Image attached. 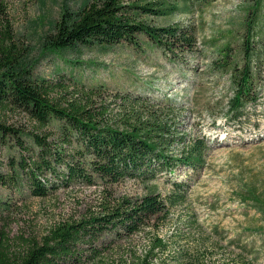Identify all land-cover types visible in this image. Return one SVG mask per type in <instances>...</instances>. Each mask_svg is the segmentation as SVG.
<instances>
[{"label": "rangeland", "instance_id": "1", "mask_svg": "<svg viewBox=\"0 0 264 264\" xmlns=\"http://www.w3.org/2000/svg\"><path fill=\"white\" fill-rule=\"evenodd\" d=\"M91 1L0 0V44L8 33L20 66L35 77L64 75L88 88L101 87L107 102L118 104L128 95L145 106L158 107L168 113L166 120L175 135L184 137L183 143H173L174 154L186 150L193 139L205 141L206 153L197 172L178 166L149 183L126 180L115 185L116 194L138 197L153 192L162 198L171 193L172 181L190 186L185 200L157 223L158 232L148 228L128 238L102 236L94 244L100 254L85 264H139L152 232L161 237L186 232L195 225L193 217L208 232L215 228L221 238L241 246L255 264H264V211L253 202L240 200L250 192L264 203V0L257 6L258 0H164L175 2L178 10L167 16L138 17L156 27L193 26L196 46L192 52L175 49L171 53L166 47L155 46L143 33H136L135 43L51 48L47 36L60 17L73 15ZM124 1L144 4L152 0ZM253 17L249 44L254 53L246 57L245 23ZM226 46L228 58L222 51ZM245 62L250 63L257 100L239 113H231L232 69ZM165 105L171 111L167 112ZM3 118L19 127L22 141L31 144L29 131L34 123L25 114L9 112ZM14 144L11 140L0 152V171L8 172L13 166L10 161L20 157ZM21 182L18 180L20 186H0V230L12 252L29 242H40L59 222L79 219L94 203L97 190L73 186L36 197L25 191ZM78 250L86 252L87 247Z\"/></svg>", "mask_w": 264, "mask_h": 264}, {"label": "trees", "instance_id": "2", "mask_svg": "<svg viewBox=\"0 0 264 264\" xmlns=\"http://www.w3.org/2000/svg\"><path fill=\"white\" fill-rule=\"evenodd\" d=\"M177 10L175 2L164 0L144 4L93 0L73 15L64 13L47 41L54 49L109 46L123 41L135 43L136 33H143L155 46L166 47L171 53L175 49L192 52L196 46L193 26L156 27L138 20L141 15L167 16ZM255 20L256 17L248 18L245 23L246 57L254 53L249 38ZM228 49L226 46L222 50L225 58L230 57ZM232 72L234 93L229 99V109L231 113H239L257 100L254 76L248 62L241 68L234 66ZM101 90V87L88 88L64 75L51 78L31 75L20 66L10 35L3 36L0 152L13 140L21 154L16 161H10L13 166L8 172L0 171V186L19 185V180L25 191L36 197L73 186L97 190L94 203L79 219L59 222L40 242H29L19 251L10 250L0 230V264L90 263L100 254V249L94 246L100 237L128 238L148 228L158 232L157 223L167 218L173 206L185 200L190 185L184 181H172L171 193L165 198L153 192L138 197L120 195L113 188L126 180L155 181L178 166H188L197 172L205 162V141L190 140L186 150L174 154L173 143L177 140L183 143L184 137L175 135L174 127L166 120L168 113L145 106L128 95L115 98L114 101L119 99L118 104L107 102ZM165 106L167 112L171 111ZM9 112L23 113L34 123L29 131L31 144L22 141L19 127L7 124L3 116ZM240 200L253 202L264 211V203L253 193ZM193 219L195 225L186 232H171L165 237L152 232L139 264H255L241 246L221 238L215 228L208 232L196 224V217ZM80 246L87 247L86 252L78 250Z\"/></svg>", "mask_w": 264, "mask_h": 264}]
</instances>
